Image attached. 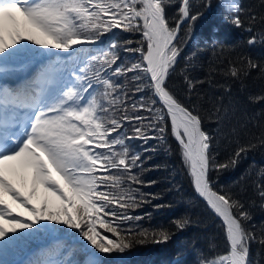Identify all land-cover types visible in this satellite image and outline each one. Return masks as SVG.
I'll list each match as a JSON object with an SVG mask.
<instances>
[{
    "label": "snow or ice",
    "instance_id": "snow-or-ice-1",
    "mask_svg": "<svg viewBox=\"0 0 264 264\" xmlns=\"http://www.w3.org/2000/svg\"><path fill=\"white\" fill-rule=\"evenodd\" d=\"M172 6L175 15L169 17ZM204 6L210 7V0ZM220 10L225 23L244 27L238 0H221ZM201 15L193 13L191 0H0V78L13 71L11 65L38 56H56L55 63L64 68L54 72L49 64L15 87L0 82V250L41 231L55 232V225L62 226L59 231L68 239L82 238L83 259L53 264H108L106 256L144 243L147 230L123 227L143 218L128 210L148 202L150 195L132 187L144 181L133 172L143 162L139 153L130 151V142L156 140L164 145L170 136L194 193L222 229L224 249L216 251L210 244L213 254H201L198 264H253L249 249L256 235L247 227L251 212L237 195L218 189L211 173L235 167L255 145L240 146L219 162L201 116L169 86L182 51L181 29L187 25L191 32ZM113 29L139 34L137 46L124 49L137 54L136 62L130 67L117 64L118 45L113 41L98 56L89 54V62L98 67H78L83 62L78 46L99 43ZM256 43L257 36L250 35L247 44ZM254 69L264 74V65L249 58L240 65L229 62L219 71L240 79ZM128 73L133 74L132 95L140 94L130 105L131 97L117 82ZM180 75L190 95L205 83L193 80L186 69ZM220 87L231 91L227 85ZM250 99L264 101V95ZM216 115L219 118V108ZM149 150L155 148H145ZM255 189L264 208V183ZM188 223L187 218L175 221L181 230ZM97 224L115 238L101 235ZM151 239L164 244L171 236L160 230L152 232ZM259 243L264 246V235Z\"/></svg>",
    "mask_w": 264,
    "mask_h": 264
},
{
    "label": "trees",
    "instance_id": "trees-1",
    "mask_svg": "<svg viewBox=\"0 0 264 264\" xmlns=\"http://www.w3.org/2000/svg\"><path fill=\"white\" fill-rule=\"evenodd\" d=\"M208 2L209 0H191L193 13L200 12L202 15L195 22L191 32L188 31L187 25L181 29L182 51L178 58L176 74L169 81V86L178 98L189 107H194L201 116L204 129L213 137L211 147L219 162H224L234 155L240 146L255 145L235 167L228 168L220 174L212 172L211 177L218 189L222 188L225 192L230 191L237 195L243 200L245 207L249 208L252 218L247 227L256 235V240L250 243V258L253 264L257 262L264 264V246L259 243L261 236L264 235V208L260 207L255 189L257 183H264V144L261 143L264 139V101L253 102L250 99L264 95V74L254 69L246 77L232 79L224 77L219 71L226 70L229 62L240 65L249 58L264 65V43L260 42L264 34V0H238L242 9L240 16L244 21L242 28L225 23V13L220 10L221 0H210L211 6L205 7ZM167 15L169 17L175 15L174 6L167 9ZM253 15L254 21L250 20ZM248 27L252 28V33L247 31ZM109 33L111 37L105 41L104 38ZM109 33L101 37L102 42L97 47L93 48L90 44L78 47V50H82L83 61L78 67L92 69L98 67L97 62H89V54L98 56L100 50L107 51L113 41L118 45L115 49L119 57L117 64L130 67L131 63L136 62L137 54L124 49L136 47L135 41L140 40L139 34L124 32L121 29H113ZM252 34L257 36V43L249 46L247 40ZM128 40L133 41V44L126 45L125 42ZM56 60L57 57L52 56L42 67L51 64L52 71H63V65L56 64ZM182 69H186L193 80L205 81L198 84L191 95L187 92L180 75ZM132 75L128 73L127 76L117 78V82L124 85V91L131 97L129 105L132 101L138 100L140 95H132L131 89L134 87ZM220 85H227L231 91L225 93ZM147 95L146 92L145 96ZM217 108L220 109L219 118L216 115ZM129 114H132L131 109ZM140 114L148 115L143 112ZM126 128L131 132V125H126ZM145 148H155V151H145ZM130 151L139 153L143 162L142 167L134 168L133 172L139 175L144 184H133L132 187L150 195L146 197L148 202L135 210H128L129 215H139L143 218L140 221H130L123 227L125 230L129 227L134 230H147L149 239L144 243H134L133 247L123 254L114 253L110 257L106 256L108 264H198L201 254L205 257L213 254L210 244L215 245L216 251H222L224 243L219 221L210 215L205 204L194 193L182 168L174 140L169 136L164 145H160L156 140H150L148 144L141 140H132ZM151 181L154 183H149ZM128 184L125 175L124 187ZM252 202H255L254 206ZM154 205L162 207L157 208ZM182 218L190 220L183 230L178 229L175 224L177 219ZM55 227L58 229L53 232V235L57 236L55 239L49 240L48 232L41 231L20 241L15 247L0 250V264H6L7 259L14 261L23 249L30 247H33V251L19 264H53L60 260H82L83 256L80 254L82 238L68 239L64 232L59 231L62 226ZM97 230L101 235L115 238L100 228L99 224ZM160 230L170 234L171 239L167 243L152 242V232ZM64 231L74 230L65 228ZM133 239L137 237L134 236Z\"/></svg>",
    "mask_w": 264,
    "mask_h": 264
},
{
    "label": "rangeland",
    "instance_id": "rangeland-1",
    "mask_svg": "<svg viewBox=\"0 0 264 264\" xmlns=\"http://www.w3.org/2000/svg\"><path fill=\"white\" fill-rule=\"evenodd\" d=\"M44 58V57H43ZM33 64L32 59L30 58V61L28 63H24L22 65H19V63H15L11 65L13 71L7 74L6 76L8 78H11L14 74H17L18 72L24 71V69H27V66H31Z\"/></svg>",
    "mask_w": 264,
    "mask_h": 264
},
{
    "label": "bare ground",
    "instance_id": "bare-ground-1",
    "mask_svg": "<svg viewBox=\"0 0 264 264\" xmlns=\"http://www.w3.org/2000/svg\"><path fill=\"white\" fill-rule=\"evenodd\" d=\"M26 72L29 74V73H30V70L27 69V71H26V70L23 71L24 74H26ZM12 77L15 78V74H14ZM1 79H2V80H8V77L5 75V76L2 77ZM251 156H253V155H251ZM250 158H251V157H250ZM252 158H253V157H252ZM248 159H249V158H248ZM247 161H248V160H247ZM250 161H251V160H250ZM249 163H250V162H249ZM260 173H262V172H260ZM259 175H260V174H259ZM259 175H258V176H259ZM261 178H262V177H261ZM263 181H264V180H263Z\"/></svg>",
    "mask_w": 264,
    "mask_h": 264
},
{
    "label": "water",
    "instance_id": "water-1",
    "mask_svg": "<svg viewBox=\"0 0 264 264\" xmlns=\"http://www.w3.org/2000/svg\"><path fill=\"white\" fill-rule=\"evenodd\" d=\"M110 38V34H108L107 36H106V39H109Z\"/></svg>",
    "mask_w": 264,
    "mask_h": 264
}]
</instances>
